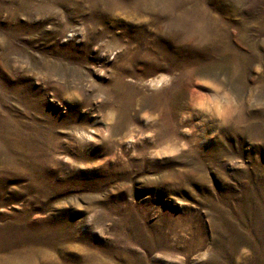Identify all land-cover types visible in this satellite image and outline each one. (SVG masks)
Masks as SVG:
<instances>
[{
  "label": "rangeland",
  "instance_id": "374dc122",
  "mask_svg": "<svg viewBox=\"0 0 264 264\" xmlns=\"http://www.w3.org/2000/svg\"><path fill=\"white\" fill-rule=\"evenodd\" d=\"M0 264H264V0H0Z\"/></svg>",
  "mask_w": 264,
  "mask_h": 264
},
{
  "label": "bare ground",
  "instance_id": "6f19581e",
  "mask_svg": "<svg viewBox=\"0 0 264 264\" xmlns=\"http://www.w3.org/2000/svg\"><path fill=\"white\" fill-rule=\"evenodd\" d=\"M164 80V78L162 77V78H159V80L158 81H154V80H152L151 82H150V85L152 86V87H154V86H157L160 82H162Z\"/></svg>",
  "mask_w": 264,
  "mask_h": 264
}]
</instances>
